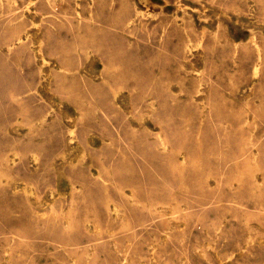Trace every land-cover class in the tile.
<instances>
[{
  "label": "rangeland",
  "instance_id": "1",
  "mask_svg": "<svg viewBox=\"0 0 264 264\" xmlns=\"http://www.w3.org/2000/svg\"><path fill=\"white\" fill-rule=\"evenodd\" d=\"M0 172V264H264V0H0Z\"/></svg>",
  "mask_w": 264,
  "mask_h": 264
},
{
  "label": "bare ground",
  "instance_id": "2",
  "mask_svg": "<svg viewBox=\"0 0 264 264\" xmlns=\"http://www.w3.org/2000/svg\"><path fill=\"white\" fill-rule=\"evenodd\" d=\"M191 52V51H190ZM254 78V77H253ZM1 173V172H0ZM165 205V204H164ZM166 206H168V205H166ZM170 207V206H169ZM100 226V225H99ZM101 229H102V227H101ZM122 244V243H121Z\"/></svg>",
  "mask_w": 264,
  "mask_h": 264
}]
</instances>
